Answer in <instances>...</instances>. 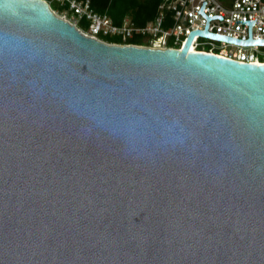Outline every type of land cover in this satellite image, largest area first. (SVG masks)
I'll return each mask as SVG.
<instances>
[{
    "label": "water",
    "instance_id": "obj_1",
    "mask_svg": "<svg viewBox=\"0 0 264 264\" xmlns=\"http://www.w3.org/2000/svg\"><path fill=\"white\" fill-rule=\"evenodd\" d=\"M112 46L0 0V264H264V64Z\"/></svg>",
    "mask_w": 264,
    "mask_h": 264
},
{
    "label": "built area",
    "instance_id": "obj_2",
    "mask_svg": "<svg viewBox=\"0 0 264 264\" xmlns=\"http://www.w3.org/2000/svg\"><path fill=\"white\" fill-rule=\"evenodd\" d=\"M60 19L75 26L89 38L112 46H133L152 50L181 51L191 32L205 31L242 41L249 39V25L237 21H256L252 39L264 40V0H163L156 17L138 25L126 16L116 24L108 12H97L90 0H44ZM52 2L59 5L53 10ZM58 12V13H56ZM61 14V15H59ZM86 25V27H84ZM190 52H205L240 63L264 64V45H239L196 35Z\"/></svg>",
    "mask_w": 264,
    "mask_h": 264
},
{
    "label": "trees",
    "instance_id": "obj_3",
    "mask_svg": "<svg viewBox=\"0 0 264 264\" xmlns=\"http://www.w3.org/2000/svg\"><path fill=\"white\" fill-rule=\"evenodd\" d=\"M92 7L100 13L108 12L116 24L126 16L133 18L136 24L145 25L152 21L163 0H90ZM52 7V6H51ZM53 10L55 9L52 7Z\"/></svg>",
    "mask_w": 264,
    "mask_h": 264
},
{
    "label": "rangeland",
    "instance_id": "obj_4",
    "mask_svg": "<svg viewBox=\"0 0 264 264\" xmlns=\"http://www.w3.org/2000/svg\"><path fill=\"white\" fill-rule=\"evenodd\" d=\"M51 6H52L53 8H55V9L58 8V4L55 3V2H52ZM56 13H58V12H56ZM59 15H61V14H59ZM84 27H86V25H85Z\"/></svg>",
    "mask_w": 264,
    "mask_h": 264
},
{
    "label": "crops",
    "instance_id": "obj_5",
    "mask_svg": "<svg viewBox=\"0 0 264 264\" xmlns=\"http://www.w3.org/2000/svg\"><path fill=\"white\" fill-rule=\"evenodd\" d=\"M49 1V0H48Z\"/></svg>",
    "mask_w": 264,
    "mask_h": 264
}]
</instances>
